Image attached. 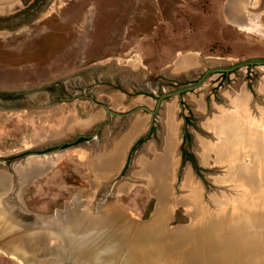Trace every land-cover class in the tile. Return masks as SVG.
Returning a JSON list of instances; mask_svg holds the SVG:
<instances>
[{"label": "rangeland", "instance_id": "rangeland-1", "mask_svg": "<svg viewBox=\"0 0 264 264\" xmlns=\"http://www.w3.org/2000/svg\"><path fill=\"white\" fill-rule=\"evenodd\" d=\"M42 1L39 0V4ZM243 1L50 0L41 15L32 14V17L40 15L38 18L25 27L1 34L0 89L35 88L79 72L81 75L77 78L81 76L84 80L88 77L92 81L90 88L70 83L75 87L66 84L65 88L52 90L53 101H58L54 108L36 113L21 109L0 113V179L11 181V191L14 192L16 185L11 169L18 171L19 163L22 166L39 164L40 167L35 175L28 174L29 167L20 170L25 176V181L19 180L21 185L18 187L22 190L19 197L23 207L31 214L53 218L68 209L84 210L96 201V185L100 186L106 179L98 176L92 163L98 162L100 167L104 164L100 163L102 158H105L102 162H108L106 158L110 148L105 143V131H110L114 120L117 121L116 129L111 131L112 134L118 131L120 135L115 137L122 142L127 132L123 133L121 127L130 122L115 116L107 122L106 108L97 103L119 112L143 104L153 109L163 92L197 82L211 66L264 57V0ZM248 1L254 9L245 7ZM23 2L27 4L28 0ZM235 3L236 16L230 11ZM96 64H114L117 68L127 66L129 75L122 81L131 78L135 84L125 88L119 77L123 74L116 71L118 69L114 65L113 71L109 72L115 78L110 80L107 79V70L103 79L93 78L91 72L86 74L83 71ZM193 68L194 71L186 77L174 74ZM69 79L72 81L73 78ZM70 89L78 94L73 97ZM59 95L70 100H61ZM237 99L240 103L244 99L249 116L260 117L259 125L255 126L251 120L254 125L248 126L249 129L262 133L264 66L244 67L230 72L227 77L214 74L203 88L184 95L183 110L176 103L177 97L167 99L164 111L167 114L173 107L170 110L175 115L176 125L167 123L171 132L167 139L176 140V143L168 141L169 144H165L167 158L158 163L160 169H156L160 180L153 178L151 169L143 170L142 165H148L149 156L146 153L143 156L144 152L141 154L146 143L152 153H159V148L164 147L163 140L167 134H163V116L158 114L152 128L154 133L147 135L134 148L127 146L119 161L120 167L114 168L109 179L115 191L112 203L116 209L130 222L153 224L156 217H162L165 223L163 230L171 239L173 235L186 232L184 228L190 226L195 227L191 230L194 235L201 234L202 230L198 228L202 225L232 219L228 217L229 207L239 203L249 206L252 199L248 205L246 197L250 188L243 186L241 180L245 175L263 184L261 196H264V164L259 154L264 144L251 136L256 141L252 149L246 146L234 155L231 152L232 157H228L225 146L214 143L213 135L210 140L201 129L212 125L215 118L221 117L222 121L229 116L231 118L235 110L227 109L226 104ZM200 113L203 115H198ZM140 115L149 122V114L141 111ZM103 122L107 123L95 135L97 125ZM81 133L95 136L77 143V136ZM59 137L76 141L58 152L47 153L56 146L37 149L40 144ZM154 146L155 150L151 149ZM95 149L97 157L93 156ZM139 156L143 164L134 170V179L125 185V178L134 169ZM258 206L264 207L263 198L259 199ZM248 220L246 216L239 218L242 223ZM177 229L181 231L174 234ZM228 235L237 241L231 240L232 243H228L221 252L216 253L217 248H214V252L216 256L224 254L222 264H235L242 254L264 242V225L256 226L243 235L237 232ZM45 239L43 248L57 245L55 239ZM146 248L148 257H152V249ZM0 264L43 263L25 261L0 245Z\"/></svg>", "mask_w": 264, "mask_h": 264}, {"label": "water", "instance_id": "water-1", "mask_svg": "<svg viewBox=\"0 0 264 264\" xmlns=\"http://www.w3.org/2000/svg\"><path fill=\"white\" fill-rule=\"evenodd\" d=\"M114 64H112L113 66ZM112 66H104V65H93L88 69H84L83 71L91 72L90 75L93 78L100 77V79L105 78L107 75L105 74V71L107 70V73L109 74L107 79H114L115 77L113 74H110V72L113 71ZM115 66V65H114ZM255 66H264V57H254V58H247L244 60L240 61H235L231 64H217L214 66H211L209 69H207L203 75L197 80V82L188 84L185 86H181L177 89L173 90H168L163 92L157 99H156V104L155 107L152 109L148 107L147 105L143 104L140 106H137L131 110H128L126 112H119L114 109H111L110 107L106 105H101L100 103H97L99 106H104L106 108V114L108 116V121L111 120V116H115L117 119H127L130 120V122L123 124L121 127L122 132H127L129 127L131 128L134 124L131 123L133 120H140V130L136 133V135L133 136V138L128 142V146L130 145L133 147L139 139H144L147 137V135L150 133L152 128L154 127V122L156 120V116L158 114L162 115L164 117V108L167 103V99L177 97V102L180 109L183 110V100H184V95L190 93L191 91H196L205 86V84L209 81V79L218 72H233L236 70H241L244 67H255ZM116 67V66H115ZM117 68V67H116ZM120 74V79L124 80V77L127 76L128 72V67H118L117 68ZM110 71V72H109ZM95 72V74H92ZM104 73V74H103ZM81 75V72L78 74H74L73 76H68L67 79H60L57 81H54L50 84L38 86L35 88H25L22 90H3L0 89V113L8 110V109H21V110H26L27 112L30 113H36V112H42L45 111L49 108H54L56 107V103L58 101H53L54 93H52V90H60V88H65L64 85L69 84L71 88L75 86H71L70 83L73 84H79L82 86H85L87 88H90L92 86V81L90 79L85 78L82 80L81 76L77 78V75ZM118 74H115V76ZM73 78L72 81L69 78ZM177 79V78H174ZM133 79L131 78H125V81H122L124 87H129L131 86L135 81H132ZM135 84V83H134ZM70 94L75 97L78 93L74 92V90L70 89ZM145 92L152 94V91L145 89ZM61 100H70L59 95ZM52 101V102H51ZM227 109H233L235 110L234 112H239L241 114L236 118L240 123L246 124V126H252L254 124L250 123L252 120L253 123L259 125L260 123V117L255 118L254 114L253 116H249L247 109H246V103H240V100L237 99V101H229ZM172 110L173 107H170ZM145 112L150 115L149 117V122H146V118L140 115V112ZM198 113V112H197ZM231 114L233 112H230ZM229 113V114H230ZM258 113V112H257ZM203 113H200L198 115L201 116ZM237 114V113H236ZM140 115V116H138ZM228 117V114H226ZM213 117V115L211 116ZM209 118L210 120L212 118ZM254 117V118H253ZM217 121H216V120ZM214 122L212 125L206 127V125L201 128L205 133H207L209 138L213 135V138L215 141L214 143H219L220 145L225 146L227 150V155L228 157H232V154H236L240 148H247L251 147L252 149V144H254V139L251 138L248 135V131L246 129L242 130L239 127L237 128H232V125H237L235 122H233L230 119V116L228 119H220L215 118ZM250 119V120H249ZM235 120V121H236ZM247 121V122H246ZM107 122L100 123L97 125L98 130L95 133L98 134ZM117 121L114 120L112 124H114V129H116V123ZM237 122V121H236ZM148 123L147 128L144 126ZM232 124V125H231ZM250 124V125H248ZM264 125V122L263 124ZM163 128V134H164V126ZM120 129V130H121ZM256 129V128H255ZM106 133L109 132L108 130L105 131ZM63 135L67 134L65 132L62 133ZM102 134V133H101ZM104 134V132H103ZM117 134L119 132L117 131L114 135L117 137ZM216 136H215V135ZM264 135L263 133H261ZM95 135H87V134H79L77 136L78 138H85V139H90ZM120 135V134H119ZM222 135H226L225 137H222ZM70 136V135H69ZM104 139V137H103ZM116 139V138H115ZM118 139V138H117ZM211 140V138H210ZM76 141V140H75ZM75 141H68L65 138L59 137V138H53L51 140H48L46 143L40 144L37 149L45 148L48 146H56L55 149L50 150L47 153L51 152H58L60 150L64 149V145H70L72 142ZM118 141V140H117ZM163 148L160 147L158 151L159 153H152L148 150V143H146L141 151V154L143 156L145 153L149 156L147 159V166L142 165L140 162L141 157H137L134 163V169L126 176V181L125 185H128L129 181L134 179V176H132L134 170H137L141 167L143 170L145 169H151L152 172H154L155 169L159 168L158 166L160 162L163 159H166V140H163ZM239 142H241V146L236 148L235 151L233 152L231 150V147L235 144L236 146H239ZM210 143V142H209ZM212 146V145H211ZM256 146V145H255ZM41 147V148H40ZM215 147V146H214ZM256 147H259L256 146ZM224 148V147H223ZM255 149V148H253ZM155 151V152H158ZM225 152V151H224ZM223 152V154H224ZM232 152V154H231ZM222 154V155H223ZM262 155V162L264 164V154L260 153ZM111 154L107 155L108 160ZM142 156V155H141ZM227 157V158H228ZM226 158V159H227ZM260 158V159H261ZM105 158L101 159V163H104ZM109 162V161H108ZM24 163V162H23ZM159 163V164H158ZM18 164V163H17ZM105 164V163H104ZM20 163L17 166L18 171L12 170L11 169V176L12 180L14 182V185L16 187H13L15 190L14 192L11 191V181L9 180H4V185L2 191H0V226L5 229L1 231L0 235V245L3 246L4 248H7L14 252L15 254H18V256H22L25 259L28 258V261H38L41 262V260H44L46 262H60V263H65V264H97L94 260L96 257L102 258L105 253H109L108 247L111 245V241L113 239H120L121 237L124 238L126 235V230L129 229L130 227L138 226V224H144V223H139V222H130V220L121 214V211L119 209H116V206L112 203L113 196L115 195V191H113L112 187L110 186V180L113 176L112 171H101V172H96L98 176H102V178L106 179V181L100 186L97 187L96 185V192H97V198L94 203H92L91 206L88 208L82 210L80 208H74V209H68L67 212L59 213L56 215V217H42L40 215H35L29 213L22 205L20 202V193H22V190H18V187L21 185L19 183V180H24L25 176L22 174V171L20 170H25L27 167L30 166H22L20 167ZM157 167V168H156ZM119 171V170H118ZM116 173V172H115ZM259 176L260 175H255ZM140 177V176H138ZM136 177V178H138ZM124 179V180H125ZM128 179V180H127ZM139 180H142L143 178H138ZM109 180V181H107ZM242 184L245 187H249V194L252 195H247V200L246 202L251 201L252 202L249 206H242L241 203H239L237 206H231L229 207L230 212L228 214V217L230 216L232 219H224L220 225L219 228H214L213 227H207L203 225L198 228L201 231V234H195L194 232H191V230H195L194 226H190L189 228L186 227L184 228L186 232L183 233L181 232L182 236L180 237H185L186 239L189 238L191 239L193 236L194 242L196 243L199 242V240H202L203 243H205V247L209 252L216 254L219 250L221 252L223 247H226L227 245L231 244V240L237 241V239L233 238L230 239L228 233L232 232H237L240 233V235H243L244 232L247 231H253V228L259 225H264V207H259V199L263 198L264 196H261L262 193V183L261 182H256V180L253 178H249L248 176H243ZM25 181V180H24ZM101 182V181H100ZM3 183V182H2ZM249 185V186H248ZM264 190V189H263ZM239 209V210H238ZM239 211V212H238ZM237 212V213H236ZM257 212V213H256ZM108 213V214H107ZM116 215L118 218H113L111 219V216ZM242 216L248 217L247 222H239V218ZM252 219H256V222H251ZM145 225V224H144ZM242 225V226H241ZM209 226V225H208ZM6 230L11 231V236H5L6 235ZM178 231H181V229H177ZM214 233V235L210 234ZM206 235L209 237V235L212 236V241H211V247L214 245V248H217L216 253L214 252V248H211L210 250L208 249L207 245L210 244L209 242H204L206 238ZM223 235V236H222ZM178 237V236H175ZM6 238V239H5ZM45 238H50V239H55L57 241V245L53 248L45 246L44 248L42 245L46 241ZM218 239V240H217ZM226 240V243L224 242L223 247H219V242L220 240ZM15 243V247L11 246L10 242ZM234 242V241H233ZM229 243V244H228ZM197 244V243H196ZM198 247V246H197ZM260 249L259 251H256V254L253 256L254 260L255 258L257 259L256 264H264V242L259 245ZM188 248V247H187ZM195 250V248H193ZM203 252V251H202ZM206 254V251L205 253ZM207 256V255H206ZM220 256V255H219ZM263 258V259H262ZM208 264H211V262H207Z\"/></svg>", "mask_w": 264, "mask_h": 264}, {"label": "bare ground", "instance_id": "bare-ground-1", "mask_svg": "<svg viewBox=\"0 0 264 264\" xmlns=\"http://www.w3.org/2000/svg\"><path fill=\"white\" fill-rule=\"evenodd\" d=\"M236 7L237 6L235 4V5L232 6V9H230V11L232 12V15H234V16L236 14L235 13V8ZM240 21H242V20L240 19ZM189 62H190V60H189ZM191 67H189V68H191ZM180 68L178 70H180ZM192 71H194V68L192 70H188L186 72L184 71L185 73L181 72V71H178V73L174 72V74L177 77H186L188 75V73H191ZM127 75H129V74H127ZM258 88H260V86ZM243 100H242V102H243ZM199 106L201 107V110H203L202 109L203 108L202 104L199 103ZM196 107H198L197 104H196ZM236 113L234 112L233 116L230 118L233 122H235L237 124V125H232L231 124L232 128L239 127V128L244 129L245 131L247 129L248 135L250 137L252 136V137L257 138V140H258L257 142H260L263 145L264 144V135H262L260 132L253 131L252 129L250 130L249 127L246 126V124H242L238 120H236V118L241 115V114H239V112H236ZM164 114L165 115L163 117V120H162L163 122L162 123H163L164 129H165L164 133L167 134V135L165 134L166 137H167L171 132L169 130L170 129L169 126H166V125H167V123L169 125L171 124L170 126H172L173 124L175 125V118H174L175 115H173V113H172V111L170 109L168 110L167 114L166 113H164ZM230 115H232V114H230ZM134 121L135 120H133V122ZM139 122H140V120L136 119L134 124L137 126V125L140 124ZM248 125H250V124H248ZM112 126H114V125H112ZM136 126H132V128H135ZM172 128H174V127H172ZM111 130H114V127H111ZM111 130L109 132H107L106 137H105V139L107 138L105 143L108 144V146L110 148V154H111L110 157H109L110 160H108L109 162H107V163L104 162L106 164H103L100 167H99L98 162L92 163V164H94L96 166L95 168H96L98 173L101 172V171L102 172L103 171H105V172L112 171V170H114V168H116V167L119 168L120 167L119 161L122 158V156L124 155V151H125V149L128 146V142L132 139V136H133V134L130 133L129 135L124 137L122 142H121V140H119L118 141L119 144H117L116 143L117 139H114L116 137H115L114 134H112ZM134 131H136V128L134 129ZM135 133H137V132H135ZM251 138H250V140H252ZM111 140L114 143L113 145H112V143L110 145ZM168 141L169 140L166 139V143L167 144H169L170 141H172L174 144L176 143V140L175 141L170 140L169 142ZM170 144H171V142H170ZM240 144H241V142H239V146H236V144H235V146L233 145L231 147V150L234 152L235 151V147L236 148L240 147L241 146ZM151 149L155 150V146L152 147ZM167 149H169V148H167ZM95 150L96 151L94 152L93 156L97 157V154H98L97 153V149H95ZM259 151H260L259 154L260 153L264 154V149L261 148V149H259ZM118 155H120V156L118 157ZM260 155H262V154H260ZM169 157H170V155H169ZM163 164H161L162 167H163ZM95 168H94V170H95ZM39 170H40L39 164H36V165H31L28 168L27 171H28L29 175L30 174L31 175L32 174L35 175ZM156 171L158 172V170L155 169L153 174H152V176H153V178L155 180H160V175L156 176V174H159V173H156ZM4 180H5V178L4 179H0V190L4 188L3 187ZM156 190H160V189L156 188ZM164 194L166 195V192ZM113 218H117V216L116 215L111 216V219H113ZM162 219H163L162 217L161 218L160 217H156L155 218L156 222L153 223V224L144 223L145 225L144 224H138V226H134L133 228L130 227L129 229L126 230V235L124 236V238L121 237L120 239H113L110 242L111 245L108 247L109 253H107V254L105 253V255L102 258L96 257V259L94 261L97 264H154V263H156V264H208L207 262H211V264H222L221 262H222V257L224 256V254H223V256L222 255H220V256L217 255L216 256L215 254L209 252L205 247H203V246H205V243H203L202 240H199V242H197V240H196L197 244L196 243H192V242H194L195 239H193V237L191 239H189V238L186 239L185 237H180V236H182L181 235L182 233L177 235L178 237H175L173 235V237L171 239L167 238L166 233L163 230V226H164L165 223L162 222ZM256 221H257L256 219H252L251 222H256ZM222 222H224V221L221 220L219 222H216L215 224H214V222H212V224H208L207 223L209 225V226L207 225V227H213V225H214V228H216V225H218L217 228H219L221 226L220 224ZM2 230H5V229H3L0 226V235H1V231ZM173 232H174V234L178 233V230H174ZM159 233H162V234L159 235ZM210 234H212V233H210ZM7 235L11 236L12 235L11 231L7 232V230H6V235L5 236H7ZM212 235H214V233ZM214 237H215V235H214ZM206 238L207 239H205L204 242L206 241V242L210 243V244L207 245L208 249L209 250L211 248L213 249L214 245L212 247L210 246L212 244L211 243L212 236L209 235V237H208L206 235ZM224 242L226 243V240H222L221 239L220 242H219V244H220L219 247L222 248L223 245H224ZM10 243H11V246H13V247L16 246L14 242L11 241ZM248 244H249V242H248ZM248 244H245V245H248ZM259 245H256V247L254 249H250L248 252L242 254L241 258L238 260V262H236V263L234 262V263L235 264H256L258 258H255V260H254L253 256L256 254V251H259V249H260ZM209 246L211 248H209ZM146 247H148L149 249H152V257H148V255L146 253L147 252L146 251L147 250ZM193 248H195V250ZM225 248H227V247H223L222 250H224ZM205 251H206V255L207 256H205V254H204ZM16 255H18V254H16ZM20 257H22V256H20ZM229 257H230V255H229ZM22 258L25 261H28V258H26V259L24 257H22ZM234 258H235V255H234ZM228 260H229V258H228ZM263 261H264V259H263ZM40 263L50 264V262H46L44 260H41Z\"/></svg>", "mask_w": 264, "mask_h": 264}, {"label": "flooded vegetation", "instance_id": "flooded-vegetation-1", "mask_svg": "<svg viewBox=\"0 0 264 264\" xmlns=\"http://www.w3.org/2000/svg\"><path fill=\"white\" fill-rule=\"evenodd\" d=\"M49 3H50V0H43L40 4H39V0H28L27 4H24L23 0H0V35L6 32L8 34V31L10 32L12 30H17L20 27H25L28 24V22L38 18V16H40L47 9ZM34 8H36L37 10H35ZM34 12L40 15H36L32 17L33 16L32 14ZM218 73L222 74L225 77L229 75V73L227 72H218ZM132 122L133 121H131V123ZM133 126H136V125L133 124ZM135 128H136V131H134ZM135 128L129 127L126 136L129 135L130 133H132L133 136L136 135L135 132H138L140 130V124L137 125ZM154 131L155 129H152L150 133L148 134V136H151L154 133ZM165 139H167V137ZM84 140H87V139L78 138L77 143L82 142ZM142 140L144 139H139L137 143L135 144V146L138 145L139 142ZM117 142L118 141H116V143ZM111 143L112 145L114 144L112 140L110 142V145ZM64 146L67 147L70 145L66 144Z\"/></svg>", "mask_w": 264, "mask_h": 264}, {"label": "crops", "instance_id": "crops-1", "mask_svg": "<svg viewBox=\"0 0 264 264\" xmlns=\"http://www.w3.org/2000/svg\"><path fill=\"white\" fill-rule=\"evenodd\" d=\"M247 0H245V1H243V2H246ZM251 2V1H250ZM249 1L247 2V3H245V7H247L248 6V8H250V9H254L252 6V4L250 3ZM253 3V2H252ZM236 4V3H235ZM233 6V5H232ZM237 15V13L235 14V16ZM237 18H239V16H237ZM244 22V21H243Z\"/></svg>", "mask_w": 264, "mask_h": 264}]
</instances>
